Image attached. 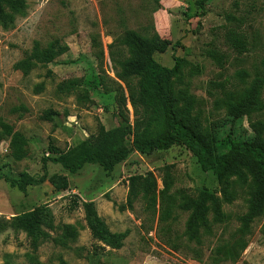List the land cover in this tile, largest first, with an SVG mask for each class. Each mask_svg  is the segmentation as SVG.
Returning a JSON list of instances; mask_svg holds the SVG:
<instances>
[{
    "label": "rangeland",
    "instance_id": "rangeland-1",
    "mask_svg": "<svg viewBox=\"0 0 264 264\" xmlns=\"http://www.w3.org/2000/svg\"><path fill=\"white\" fill-rule=\"evenodd\" d=\"M24 1L25 13L16 17L14 26L0 27V122L26 139L27 158L15 162L9 141L0 139V177L62 174L58 165L43 167L42 159L51 157L50 146L66 152L101 128L116 127L120 115L130 125L135 123L139 110L132 97L137 79L120 78L117 65L129 57L117 42L126 30L170 43L164 53L154 54V60L165 68L179 60L175 90L196 99L195 111L211 155L226 152L228 135L242 142L253 140L248 119L234 121L222 101L226 93L244 88L256 76L264 79V0ZM228 16L238 22H227ZM228 30L243 34L246 50L240 53L227 45ZM35 42L42 47L57 43L63 52L47 66L36 64L29 57ZM212 51L224 60H212ZM242 73L247 76L240 77ZM46 113L50 120L44 118ZM252 120L264 125V110ZM126 145L131 146V138ZM94 152L103 166L86 165L69 176L65 192L57 193L44 183L28 187L24 195L0 180V264H264V212L244 235L240 231L239 219L250 200L246 187H229L232 199L227 202L222 186L211 173H202L181 146L148 155L132 153L111 172L104 169L116 159L109 144ZM147 173L157 184L154 208L141 196L128 199V179ZM202 188L221 201L223 218L218 222L209 207L201 246H196L185 236L190 213L180 205L197 198ZM72 196L80 203L92 202L110 232H128L120 250L92 239L82 209H71ZM40 206H48L56 230L34 251L26 234L13 227L12 218ZM68 226L76 230L73 239L65 235ZM225 250L229 255L224 260L211 261L216 251Z\"/></svg>",
    "mask_w": 264,
    "mask_h": 264
},
{
    "label": "trees",
    "instance_id": "trees-1",
    "mask_svg": "<svg viewBox=\"0 0 264 264\" xmlns=\"http://www.w3.org/2000/svg\"><path fill=\"white\" fill-rule=\"evenodd\" d=\"M25 10L24 0H0V27L12 28L16 17L23 16ZM226 21L238 22L232 16L226 17ZM117 42L129 55L127 59L117 63L121 70L120 78L137 79V93L132 97L133 105L139 110L135 123L130 125L128 120L120 115L116 127L110 130L101 128L96 136H91L66 152H60L50 146L48 153L51 157L42 159L43 167L45 168L47 163L58 165L62 174L49 175L45 172L42 176L35 177L24 173L15 179L2 176L0 180H4L10 188L24 195L28 187H37L44 183H48L57 193L65 192L69 189V176H76L86 165L103 166L94 150L104 143L109 144L116 157L104 167L107 172L125 162L132 153L148 155L181 146L192 154L202 173H211L222 186V193L227 202L232 199L229 187L238 184L250 191L247 213L239 219L240 231L244 235L264 212V125L252 120L264 110L262 101L264 79L256 76L253 82L244 88L226 93L222 101L227 115L234 121L245 117L248 119L254 132L253 140L242 142L228 135L226 152L211 155L210 148L203 140L200 114L195 111L196 99L185 91L175 90L174 82L180 80L181 74L179 60L175 59L172 68H165L154 60V54L164 53L170 43L161 40L157 35L144 37L132 30H126ZM225 42L240 53L246 50L245 38L237 30H228ZM62 52L57 43L42 47L35 42L29 57L34 63L47 66ZM209 57L218 63L224 60V57L215 51L210 52ZM246 76L247 74H240L242 78ZM216 87L222 89L221 84ZM44 118L50 120V113H46ZM0 130V139L9 141L11 158L15 162L26 159L28 146L26 139L2 122ZM128 138H131V146L126 145ZM128 188L130 202L141 196L147 207L154 208L157 201V184L151 173L130 177ZM70 206L74 210L82 209L86 228L93 240L112 250H120L123 247L128 232L120 234L110 232L92 202L80 203L77 196H72ZM209 207H212L217 221L221 222L223 218L221 201L206 188L201 189L197 198L186 199L180 205L182 211L190 213L185 228V236L189 243L201 246V232L207 227ZM164 216L167 219L170 210H167ZM12 223L14 228L26 234L34 251L48 242L51 239L50 233L56 230L48 206H40L16 216L12 218ZM64 229L67 238H75L76 230L73 227L68 226ZM245 247L243 245L241 250H245ZM220 252L216 251L211 261L217 263L229 255V251Z\"/></svg>",
    "mask_w": 264,
    "mask_h": 264
}]
</instances>
